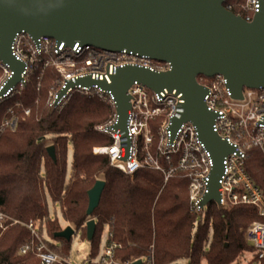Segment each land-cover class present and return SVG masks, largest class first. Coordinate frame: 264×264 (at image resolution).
<instances>
[{
    "label": "trees",
    "instance_id": "obj_1",
    "mask_svg": "<svg viewBox=\"0 0 264 264\" xmlns=\"http://www.w3.org/2000/svg\"><path fill=\"white\" fill-rule=\"evenodd\" d=\"M242 1L226 0L224 5L245 17L247 13L239 9ZM39 67L43 72L35 71L31 79L29 74L26 85L0 103V125L5 118L18 117L14 131L0 132V210L22 222L28 217L39 220L48 236L60 241L59 245L48 243L61 248L58 253L63 257L69 256L70 241L55 238L62 227L56 216H50L48 199L60 207L67 224L81 230L83 239L84 223L96 220L90 241L93 256L106 225L122 246L117 251L122 261L147 255L152 249L154 264H202L203 260L206 264H230L242 252L253 250L245 232L252 222L262 220L255 207L219 210L211 202L204 213L192 214L188 179L175 177L164 183L155 170L143 168L130 176L112 167L107 155L93 153L94 147L110 144L109 137L94 130L108 118L109 107L99 98L75 92L65 105L49 113L47 91L57 74L51 67ZM27 108L29 115L24 114ZM69 143L73 160L67 180ZM49 145H54L55 160L47 152ZM246 170L264 187L259 149L249 151ZM98 179L106 185L98 207L87 216V190ZM29 238V230L22 224L0 231V264H39L35 256L18 253Z\"/></svg>",
    "mask_w": 264,
    "mask_h": 264
},
{
    "label": "built area",
    "instance_id": "obj_2",
    "mask_svg": "<svg viewBox=\"0 0 264 264\" xmlns=\"http://www.w3.org/2000/svg\"><path fill=\"white\" fill-rule=\"evenodd\" d=\"M226 8L231 10V5ZM243 8L247 13L244 18L251 20L255 13L264 12V0H245ZM11 51L17 60L24 62L22 77L25 84L28 75L38 65L43 68L51 67L57 72L56 85L48 105L54 102L56 94L65 89L69 81L75 82L90 77L93 81L90 85L78 84L73 88L69 87L58 102L57 108L63 106L75 92L87 98H99L110 107L108 118L94 127L95 131L110 138V144L94 147L93 153L107 155L112 167L130 176L140 169L147 168L160 172L164 183L175 177L186 178L189 181L190 213L201 214L207 210L210 203L204 206L202 212L200 204L208 192L213 168L211 153L199 138L193 124L182 123L175 131L172 129L173 119H179L183 112V93L177 89L166 88L155 92L134 81L126 93L130 98L125 128L122 129L115 127L119 123L116 99L112 91L103 85H110L111 77L125 66H137L155 73H165L171 69L169 62L151 59L126 49L108 51L79 42L70 47L64 42L58 45L56 40L48 37L33 40L24 31L16 34ZM0 74L1 91L13 72L8 65L0 62ZM197 80L207 89L204 96L207 110L215 114L213 131L233 148L222 162L223 174L218 190L221 202L224 208L241 205L256 208L262 220L252 222L245 232V237L253 248L251 255L258 262H264V187L257 185L246 170V161L251 149H259L264 162V88L245 87L243 98L234 99L227 79L222 75L198 76ZM23 86L20 82L9 88L0 95V103L11 97L18 87ZM16 125V119H6L0 129L13 131ZM115 219L114 217L113 221ZM15 224L24 225L30 233V238L19 246V254L33 255L39 264H76L71 263L69 257H63L50 249L48 241L43 237L39 220L28 217L22 222L0 210L1 232ZM73 229L74 233L78 232L75 227ZM121 247L114 239L112 229L107 226V237L99 263L134 264L140 260L142 264H154L152 249L147 255L122 261L117 256Z\"/></svg>",
    "mask_w": 264,
    "mask_h": 264
},
{
    "label": "water",
    "instance_id": "obj_3",
    "mask_svg": "<svg viewBox=\"0 0 264 264\" xmlns=\"http://www.w3.org/2000/svg\"><path fill=\"white\" fill-rule=\"evenodd\" d=\"M226 0H0V62L13 72L0 95L22 82L25 65L11 51L18 32L24 31L33 40L48 37L72 47L79 42L108 51L137 52L151 59L169 62L171 69L155 73L137 66H125L111 77L109 88L116 99L119 123L125 128L129 96L127 91L138 81L159 92L164 88L183 93V112L173 119L175 131L182 123L193 124L199 138L210 151L213 168L208 192L201 201L204 206L221 202L219 180L223 174V158L233 151L213 131L215 114L204 102L206 87L197 77L217 74L227 79L234 99L243 98V89L264 88V12L251 20L225 7ZM85 77L69 81L48 107L53 113L66 90L78 84L90 85ZM55 160L54 145L47 146ZM106 182L95 181L87 190L86 215L92 216L98 207ZM86 239L91 241L96 221L85 225ZM74 229L68 224L54 234L55 238L72 239ZM134 264H142L140 260Z\"/></svg>",
    "mask_w": 264,
    "mask_h": 264
},
{
    "label": "rangeland",
    "instance_id": "obj_4",
    "mask_svg": "<svg viewBox=\"0 0 264 264\" xmlns=\"http://www.w3.org/2000/svg\"><path fill=\"white\" fill-rule=\"evenodd\" d=\"M244 4H245V0L240 2L239 9L242 10L244 13H246L245 9L243 8ZM39 66L40 65L36 66V68H34L32 70V72L30 73L29 79H31V75H33L35 71H38L40 69H41V71L43 70ZM55 73L57 74L56 71H55ZM1 76L2 75L0 74V78H1ZM56 80L57 79H55V80H53L51 82V86H50L51 88L49 89V91H47L48 92L47 101H46L47 105L49 104V102L51 100V93H53V91H54L53 88H55ZM36 89L38 91L41 89V83L40 82L37 84V88ZM49 106L50 105H48V107ZM59 108H61V107H59ZM59 108H56V110L59 109ZM109 109H110V107H109ZM27 111H28V113H27ZM109 112H111V109H110ZM29 113H30L29 108H27L24 111V114L25 115H29ZM12 118L16 119L17 122H18V117H12ZM6 119H11V118H5L4 121ZM7 130H9V129H7V128L4 129V130L0 129V132H4V131H7ZM10 131H12V130H10ZM49 138L51 140V137H49ZM67 158H68V160H67V177L66 178H67V180H69L70 174H71V171H72V160H73V149H72V145L70 143L68 144ZM48 207H49L50 216L51 217H55L56 216L60 226L62 227V229L65 228L68 224L63 219L60 207L57 204H53L50 199H48ZM42 234H43V237L47 241H49L50 243L57 244V245L60 244L59 240H56V239L51 238V237L48 236L47 231L45 230L44 227L42 228ZM106 237H107V228L104 226V228H103V230L101 232V239H100L98 253H97L96 256H93L91 254V243L87 239H83L81 237L80 230H78V232H75L73 234V236H72V239L70 240V251H69L70 262L71 263H76V264H88V262L91 261V263H89V264H100L99 263V258L101 256L103 245H104V241H105ZM49 247H50L51 250H53V251H55L57 253L58 252L62 253V249L61 248H54V247H51V246H49ZM185 262L186 261H181L182 264H185ZM202 264H206L205 260L202 261ZM230 264H261V262H258L251 255L250 251H244L239 256H237V258L234 261H232Z\"/></svg>",
    "mask_w": 264,
    "mask_h": 264
},
{
    "label": "crops",
    "instance_id": "obj_5",
    "mask_svg": "<svg viewBox=\"0 0 264 264\" xmlns=\"http://www.w3.org/2000/svg\"><path fill=\"white\" fill-rule=\"evenodd\" d=\"M96 221V220H95ZM107 228V226H105ZM90 242V241H89ZM69 257V256H68Z\"/></svg>",
    "mask_w": 264,
    "mask_h": 264
}]
</instances>
